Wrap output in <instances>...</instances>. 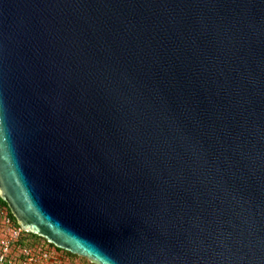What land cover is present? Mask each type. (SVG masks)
Listing matches in <instances>:
<instances>
[{"label":"water","instance_id":"1","mask_svg":"<svg viewBox=\"0 0 264 264\" xmlns=\"http://www.w3.org/2000/svg\"><path fill=\"white\" fill-rule=\"evenodd\" d=\"M0 198L93 264H264V0H0Z\"/></svg>","mask_w":264,"mask_h":264},{"label":"built area","instance_id":"2","mask_svg":"<svg viewBox=\"0 0 264 264\" xmlns=\"http://www.w3.org/2000/svg\"><path fill=\"white\" fill-rule=\"evenodd\" d=\"M26 232L0 207V264H64L54 247L32 243Z\"/></svg>","mask_w":264,"mask_h":264},{"label":"trees","instance_id":"3","mask_svg":"<svg viewBox=\"0 0 264 264\" xmlns=\"http://www.w3.org/2000/svg\"><path fill=\"white\" fill-rule=\"evenodd\" d=\"M0 207L4 208L7 213L10 215V217L13 219V221L17 224L15 218L13 217L12 213L10 212L7 204L5 201H3L1 198H0ZM24 234L27 236V238L29 239V241H31L32 243H43L44 245H48L50 247H54L57 251L61 252L64 256V264L66 263V256H69V257H78L76 254H73L69 251H66V250H63V249H60L58 247H55L53 244L47 242L44 238L40 237V236H37L35 234H32V233H28V232H24Z\"/></svg>","mask_w":264,"mask_h":264},{"label":"rangeland","instance_id":"4","mask_svg":"<svg viewBox=\"0 0 264 264\" xmlns=\"http://www.w3.org/2000/svg\"><path fill=\"white\" fill-rule=\"evenodd\" d=\"M65 258H66V263L65 264H93L87 258L82 257V256H78V257L66 256Z\"/></svg>","mask_w":264,"mask_h":264}]
</instances>
